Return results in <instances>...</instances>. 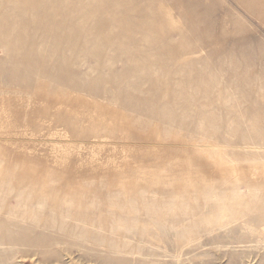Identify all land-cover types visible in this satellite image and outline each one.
<instances>
[{
  "label": "rangeland",
  "instance_id": "1",
  "mask_svg": "<svg viewBox=\"0 0 264 264\" xmlns=\"http://www.w3.org/2000/svg\"><path fill=\"white\" fill-rule=\"evenodd\" d=\"M0 157L43 214L0 219V264H264V0H0ZM85 180L120 221L62 205ZM121 226L143 256L93 240Z\"/></svg>",
  "mask_w": 264,
  "mask_h": 264
},
{
  "label": "bare ground",
  "instance_id": "2",
  "mask_svg": "<svg viewBox=\"0 0 264 264\" xmlns=\"http://www.w3.org/2000/svg\"><path fill=\"white\" fill-rule=\"evenodd\" d=\"M0 157V188H1V192H0V219L2 217H6V218H11V219H15V218H21V219H31V220H39L42 217V213L39 212L38 209L36 208H32L31 206H29L27 204V199H29L25 194H19V196L17 197V199L11 203L8 202V198L3 195L4 193H7L8 189L15 188V180L17 179V171L16 169L18 168V163H14L11 170V184L7 185L4 184L2 182V178L4 177L1 166L2 163L4 162V160H1ZM21 165V164H20ZM23 165V164H22ZM23 167V166H21ZM20 169V168H19ZM19 172V171H18ZM49 178H55L54 176H49ZM243 181L248 182L249 185L251 187H254L255 183H252V176H248L245 179H243ZM126 182H121V184L119 185L121 188V185H123ZM94 182L91 180H85L83 182V186L81 187V189H79V192H75V194H71L68 192H65L62 194V205L67 206V208L72 207V209L74 210L73 213L75 214L76 217H85L86 219H94L97 221H105L106 223L112 222L114 220H118L120 221L121 214H118L117 212L119 210H115L114 207L108 205V207L106 208V212L107 215L106 216H102L101 215V201L99 200L97 194L95 192H93V190H91L90 188L93 187ZM107 184V182H106ZM214 183H208V185H213ZM58 180L57 179H53L52 181L46 182L44 184V189L47 188V190H55V188L58 186ZM108 185V184H107ZM256 186V185H255ZM25 189H28L29 192L33 191V187L31 185V183H29V186L27 185V187ZM27 191V190H25ZM43 192V196L40 197L39 200H47L48 197V193H46V191H42ZM197 195L196 197H198L199 199L202 196V192L200 191H196ZM33 193V192H32ZM76 195V198L74 197ZM251 197V196H250ZM49 198V197H48ZM110 198V197H109ZM252 198V197H251ZM250 199V198H249ZM32 200V198H31ZM114 200V199H113ZM223 200L224 203H221L217 210H216V214L213 218H211L212 216L206 217V225L207 226H212V223L214 221H217L218 223H224L226 222V219L228 217V214L231 213V215L233 216L232 219L229 220L228 223L229 224L231 222H235L241 218H244L246 216H248L252 211H255L251 208L250 205V200L246 201V203L242 204L239 199L237 200V198H231L230 200H224V199H220ZM219 199L217 201H220ZM230 205H234L237 206L238 208L236 209H232L227 203L228 201H232ZM75 201H78L77 203ZM110 202V201H109ZM241 203V204H240ZM110 204V203H109ZM205 204V203H204ZM246 205V206H243ZM120 210L123 209V207L118 206ZM121 207V208H120ZM117 208V207H116ZM257 209V208H256ZM67 210L71 211L70 209H66L65 212H67ZM259 210V211H258ZM257 212H259L257 219H258V225L253 224L251 221L250 222H245V226L248 227L249 229H251L252 231H257L258 234L264 238V207L257 209ZM196 216V214H194L192 216V220L194 221V217ZM225 224V223H224ZM111 225V224H110ZM65 227H69V226H65ZM187 228H189L187 231H185V238L186 239H193L196 238L198 236L197 232H195L196 227L195 225L192 226H188ZM79 226H72L69 227V231L73 232V233H77L79 235H81L82 231H78ZM103 231V232H102ZM119 234L120 235H116V234H111V243L107 244L104 243L103 241H101L104 237H105V230L103 229H98V237L94 238L93 240H95L99 245L108 247L111 249V251L113 253H116L118 255H142L144 253H142L141 250H139V246L141 247V244H135L131 241H129L126 238H123L122 235L125 231H127V228L124 226L120 227ZM10 230L8 228V226H0V242L5 241V240H11L13 238V236L11 234H9ZM256 233V232H255ZM199 237V236H198ZM198 239V238H197ZM262 239V238H261ZM195 240V239H194Z\"/></svg>",
  "mask_w": 264,
  "mask_h": 264
}]
</instances>
